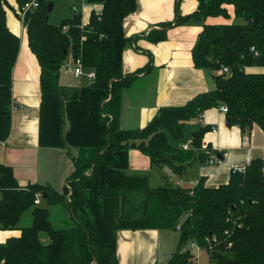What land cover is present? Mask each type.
<instances>
[{"label":"trees","instance_id":"obj_1","mask_svg":"<svg viewBox=\"0 0 264 264\" xmlns=\"http://www.w3.org/2000/svg\"><path fill=\"white\" fill-rule=\"evenodd\" d=\"M26 1L17 0L20 8ZM85 1L101 6L85 25L78 12L58 26L46 22L52 0H41L24 21L28 47L41 68L39 145L80 153L63 195L37 184L20 185L12 167L0 163V230L21 231L0 245V264H119V230L177 231L178 226V248L165 264H198L189 250L193 242L210 264H264L262 159L233 171L229 182L216 188L204 180L195 187H152L147 176L127 173L131 150L146 155L153 167L171 165L178 176L196 160L204 161L201 142L209 126L192 134L190 151L174 147L169 136L183 140L187 123L213 108L227 106L228 125L239 126L244 135L250 136L255 125L264 130V72L254 71L264 69V0H197L194 13L178 16L176 25L191 18L205 21L192 51L195 67L217 73L223 66L231 76L217 73L215 89L183 106L161 108L142 129L119 125L123 90L136 77L124 74L122 57L134 41L125 36L124 23L136 12L137 0ZM5 6L8 1L0 0V143L12 130V76L21 44L7 24ZM231 10L241 23H231ZM216 18L226 22H207ZM171 27L163 24L164 30H152L148 37L163 41ZM71 56L95 72L93 82L71 89L60 85V70ZM37 192L46 195L47 205L62 204L73 224L55 228L48 208L35 206ZM30 210L32 225L21 228V217Z\"/></svg>","mask_w":264,"mask_h":264},{"label":"crops","instance_id":"obj_2","mask_svg":"<svg viewBox=\"0 0 264 264\" xmlns=\"http://www.w3.org/2000/svg\"><path fill=\"white\" fill-rule=\"evenodd\" d=\"M89 7L90 13L92 10L101 11L100 5ZM197 8V0H137L136 12L124 23L125 36L134 41L128 43L123 53V72L125 75L136 74V77L130 86L123 90L119 121L122 129L145 128L159 114L161 108L183 106L198 94L215 89L217 73L209 69H197L192 55L205 21L191 18L181 25H176L178 16H189ZM5 9L7 13L8 7L5 6ZM90 13L84 18V25L88 23ZM231 15L232 22L235 18L233 10ZM207 22L223 24L226 20L209 19ZM166 23H172L173 27L166 29L165 40L154 42L148 37L152 30H164L162 25ZM8 26L20 38L21 44L12 76V105L16 108L12 109L10 137L0 148V163L12 167L20 185L37 184L63 195L68 187L66 184L75 171V158L80 152L77 148L39 145L40 64L28 47L24 27L22 35L19 36L17 30L9 24ZM254 71L264 72V69ZM62 74L70 79L66 86L60 84L63 88L80 86L72 84L71 75L61 69L60 77ZM203 115V120L197 119L191 127L192 134L202 127L216 126L217 131L207 132L202 142H207L218 152L225 153V161L222 165L211 166L208 164L207 155L204 161L196 160L186 174L176 175L173 183L183 179L184 185L191 187L195 182L204 180L207 187L216 188L227 184L233 171H243L253 159L260 158L264 161L262 128L255 125L247 139L239 126H230L226 123L228 117L221 111V107L207 110ZM68 127L69 122L66 123V129ZM142 156L145 157L138 150L129 152L128 175L144 176L139 174L144 171L146 163L150 162H147L148 159L141 162ZM41 207L48 208L49 212L50 208L57 207L66 219L71 220L60 203L47 205L46 202H42ZM23 216L19 226L21 228L31 226L33 216L30 220L23 219ZM163 231L119 230L118 263L165 264L173 251L169 248L167 236L165 233L162 234ZM20 235V230H0V245L5 244L9 238ZM42 240L45 241L46 237L43 236Z\"/></svg>","mask_w":264,"mask_h":264},{"label":"rangeland","instance_id":"obj_3","mask_svg":"<svg viewBox=\"0 0 264 264\" xmlns=\"http://www.w3.org/2000/svg\"><path fill=\"white\" fill-rule=\"evenodd\" d=\"M7 1L9 3L8 11H7V23L11 25L13 29L17 30L20 36L22 35L21 33L23 32L22 31L23 24H22V21L20 19V14H19L20 6L17 0H7ZM52 1H53L54 7H53V10L48 14L49 23H51L52 25L58 26L63 20L73 18L76 15V12L82 15V22L84 24V21H83L84 18L87 17V15H89L90 13L89 12L90 7L89 5L86 4L85 0H52ZM216 19L225 20L223 18H216ZM233 22L241 23L242 20L234 18V20L231 23ZM71 57H69L66 62H68V60H70ZM69 80H70L69 78H67L65 75L62 74L59 81L61 85L66 86ZM71 81H72V84H75V85H85V84L91 83L87 79H84V78L82 79L72 78ZM196 121L197 119H193L191 120V122L187 123L185 127V131H184L183 140L177 141L173 139V137L169 136L170 143L174 147L180 148L183 143L191 139L192 132H193V130H191V127L194 126ZM144 156L145 157L143 156L141 157L142 158L141 162L147 159H148L147 162H150L149 161L150 159L146 155ZM150 163H146V167L144 168V171L141 172V174L139 175L147 176L149 178V182L152 187H159V186L173 183V179L176 178V174L174 173V170L172 169L171 165H164L163 167L157 168V167H153L152 165H150ZM43 203H45V201H43ZM50 212H51L50 221L52 222L55 228L62 229V228H65L66 225L71 226L73 224L71 220L66 219L64 214L60 213V210L57 209V207L50 208ZM23 219H26V220L32 219L31 211L26 212L23 216ZM164 233L166 234L167 239H168L167 240L168 246L170 249H172L174 253L177 250L179 241H180L179 231L178 230L177 231L164 230L162 234ZM197 259H198L197 260L198 264H210L209 256L206 252H203L201 255H199Z\"/></svg>","mask_w":264,"mask_h":264},{"label":"built area","instance_id":"obj_4","mask_svg":"<svg viewBox=\"0 0 264 264\" xmlns=\"http://www.w3.org/2000/svg\"><path fill=\"white\" fill-rule=\"evenodd\" d=\"M40 1L41 0H27L25 2V4L20 8L19 14H20V19L22 21L24 29H25L24 21H25L26 15L29 12L37 10L40 7ZM252 51L253 52L255 51L254 48L252 49ZM255 54L258 55L256 52H255ZM62 70H65L66 72H68L71 75V77L74 79L84 78V79H87L89 82H93L96 79L95 72L85 71L81 58L71 57L70 60H68V62H66L62 66ZM217 73L219 75H224L226 77L231 76L230 69L223 67V66L219 69V71ZM15 108H16V106L12 105V109H15ZM221 111L224 114H227L228 113L227 106H221ZM203 114H201L199 116V118H198L199 121L203 120V118H204ZM209 128H210L209 132L215 133L217 131L216 126H209ZM245 138L248 139V135H245ZM247 139H246V141H247ZM4 145H5V142L0 143V148H2ZM192 146H193V140L189 139L181 145V148L184 151H190L193 148ZM201 150L203 152H206L207 155L209 156V159H208L209 165L219 166V165H222L224 163L225 158H226V154L223 152H218L217 149L210 147V145L207 142L201 143ZM184 184H185V181L183 179H178L174 182V185H176V186H182ZM198 184H199V181L195 182L193 187L197 186ZM191 194H193V192H191ZM42 202H43V193L37 192L35 195V200H34L35 206H41ZM180 229H181V227L178 226V230H180ZM189 250L191 252H193L197 258L199 255H201L203 253V249L195 242L190 244Z\"/></svg>","mask_w":264,"mask_h":264},{"label":"water","instance_id":"obj_5","mask_svg":"<svg viewBox=\"0 0 264 264\" xmlns=\"http://www.w3.org/2000/svg\"><path fill=\"white\" fill-rule=\"evenodd\" d=\"M53 3L49 4L48 7H47V11L50 13L52 10H53ZM46 22L49 21V17L47 16L46 19H45ZM227 124H229V120H227L226 122ZM66 186H68V184H66ZM43 199L46 200V195H43ZM68 199H70V196L68 197Z\"/></svg>","mask_w":264,"mask_h":264},{"label":"bare ground","instance_id":"obj_6","mask_svg":"<svg viewBox=\"0 0 264 264\" xmlns=\"http://www.w3.org/2000/svg\"><path fill=\"white\" fill-rule=\"evenodd\" d=\"M44 200V199H43Z\"/></svg>","mask_w":264,"mask_h":264}]
</instances>
